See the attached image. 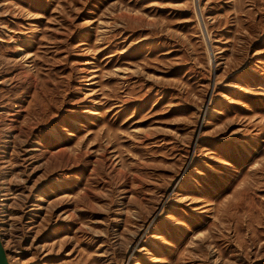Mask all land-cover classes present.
Returning a JSON list of instances; mask_svg holds the SVG:
<instances>
[{
    "label": "rangeland",
    "instance_id": "obj_1",
    "mask_svg": "<svg viewBox=\"0 0 264 264\" xmlns=\"http://www.w3.org/2000/svg\"><path fill=\"white\" fill-rule=\"evenodd\" d=\"M10 264H264V0H0Z\"/></svg>",
    "mask_w": 264,
    "mask_h": 264
},
{
    "label": "water",
    "instance_id": "obj_2",
    "mask_svg": "<svg viewBox=\"0 0 264 264\" xmlns=\"http://www.w3.org/2000/svg\"><path fill=\"white\" fill-rule=\"evenodd\" d=\"M0 264H9V259L7 256V252L4 248V245L1 240V235H0Z\"/></svg>",
    "mask_w": 264,
    "mask_h": 264
},
{
    "label": "bare ground",
    "instance_id": "obj_3",
    "mask_svg": "<svg viewBox=\"0 0 264 264\" xmlns=\"http://www.w3.org/2000/svg\"><path fill=\"white\" fill-rule=\"evenodd\" d=\"M1 235V234H0ZM1 240H2V237H1ZM2 243H3V241H2ZM3 245H4V243H3ZM4 248H5V246H4ZM6 250V249H5ZM7 252V251H6ZM7 256H8V254H7ZM9 264H10V262H9Z\"/></svg>",
    "mask_w": 264,
    "mask_h": 264
}]
</instances>
